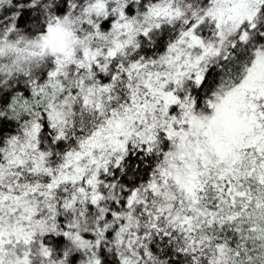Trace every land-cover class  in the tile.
Masks as SVG:
<instances>
[{
	"label": "snow or ice",
	"instance_id": "6c2138e0",
	"mask_svg": "<svg viewBox=\"0 0 264 264\" xmlns=\"http://www.w3.org/2000/svg\"><path fill=\"white\" fill-rule=\"evenodd\" d=\"M0 264H264V0H0Z\"/></svg>",
	"mask_w": 264,
	"mask_h": 264
}]
</instances>
